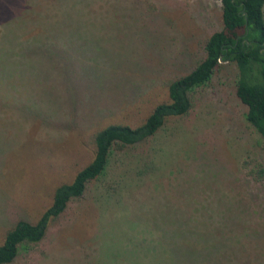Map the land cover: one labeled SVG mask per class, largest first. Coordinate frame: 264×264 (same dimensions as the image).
I'll return each mask as SVG.
<instances>
[{
	"label": "rangeland",
	"instance_id": "obj_1",
	"mask_svg": "<svg viewBox=\"0 0 264 264\" xmlns=\"http://www.w3.org/2000/svg\"><path fill=\"white\" fill-rule=\"evenodd\" d=\"M65 2L0 0V18L24 17L30 27L24 40L60 25ZM78 3L88 25L65 28L66 40L45 42L48 51L34 46L45 54L29 63L9 69L0 59V243L18 221L35 223L56 187L91 162L97 131L137 127L168 102L169 83L204 58L205 41L222 29L219 0ZM236 78L235 65L222 63L193 94L189 114L170 119L155 138L115 152L104 176L11 264H144L145 226L163 216L164 203L188 204L201 193L206 210L197 229L223 227L230 218L225 246L242 253L238 264H264V182L248 169L256 161L264 167V141L246 120ZM205 236L214 248L216 239Z\"/></svg>",
	"mask_w": 264,
	"mask_h": 264
},
{
	"label": "trees",
	"instance_id": "obj_2",
	"mask_svg": "<svg viewBox=\"0 0 264 264\" xmlns=\"http://www.w3.org/2000/svg\"><path fill=\"white\" fill-rule=\"evenodd\" d=\"M219 1L222 29L211 34L205 41L204 58L189 73L169 83L168 102L157 104L137 127L111 124L97 131L93 137L94 157L91 162L78 171L70 183L56 187L52 203L35 223L20 220L6 232L0 243V264L13 263L22 246L40 243L46 236L51 221L61 216L71 202L83 197L91 183L104 176L115 152L131 150L155 138L170 119L189 114L193 108V94L210 82L222 63L235 65V95L247 108V122L264 141V0ZM64 5L68 11L64 7L60 25L51 26L53 22L49 24L51 28L47 29V34L48 31H58L60 35L42 33L24 37L23 40V32L30 30L24 17L11 16L8 12L5 18H0V59L7 61L9 69L17 61L29 63L39 55H44L40 49H33L36 45L43 46L47 51L50 48L48 43L45 44L47 41L60 45L59 41L66 40L61 35L65 28L82 23L83 26L88 25L89 22L84 19L87 15L80 11L83 8L79 7L78 0H66ZM5 32H9L8 38H5ZM7 45L10 48L6 52L3 49ZM14 55L17 59H12ZM5 67L4 62V69ZM248 169L253 180L264 182V167L260 162H253ZM201 194L190 195L188 204L176 207L164 203L163 216L155 224L145 226L142 232L144 242H150L156 249L152 252L151 248L146 250L143 240L140 241L143 253L147 254L144 264H154L153 260H157V264H238L245 260L237 248L225 246L226 235L233 231L229 227L232 226L230 218H226L227 224L223 227L213 226L212 223L206 224L203 229H197L204 223L203 211L206 210L200 198L205 196ZM203 194L207 195L205 192ZM190 225H193L192 229L188 227ZM205 234L211 240L216 239L215 249L208 247ZM125 248H128L126 251L129 254V249L133 247L130 244ZM160 251L162 257H159Z\"/></svg>",
	"mask_w": 264,
	"mask_h": 264
}]
</instances>
